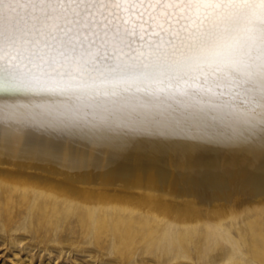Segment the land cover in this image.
Masks as SVG:
<instances>
[{"label": "snow or ice", "instance_id": "obj_1", "mask_svg": "<svg viewBox=\"0 0 264 264\" xmlns=\"http://www.w3.org/2000/svg\"><path fill=\"white\" fill-rule=\"evenodd\" d=\"M0 63L69 103L68 125L264 153V0H0ZM0 110V146L17 129Z\"/></svg>", "mask_w": 264, "mask_h": 264}, {"label": "bare ground", "instance_id": "obj_2", "mask_svg": "<svg viewBox=\"0 0 264 264\" xmlns=\"http://www.w3.org/2000/svg\"><path fill=\"white\" fill-rule=\"evenodd\" d=\"M68 103L28 69L0 63V110L18 130L0 146V198L20 192L25 204L76 216L91 241L103 229L233 242L259 225L264 238V153L191 148L113 125L131 137L117 148L90 125L65 124Z\"/></svg>", "mask_w": 264, "mask_h": 264}, {"label": "rangeland", "instance_id": "obj_3", "mask_svg": "<svg viewBox=\"0 0 264 264\" xmlns=\"http://www.w3.org/2000/svg\"><path fill=\"white\" fill-rule=\"evenodd\" d=\"M20 195L0 198V264H264L261 225L245 237L235 232L233 242L182 243L141 231L124 239L103 229L91 241L76 216L25 204Z\"/></svg>", "mask_w": 264, "mask_h": 264}]
</instances>
